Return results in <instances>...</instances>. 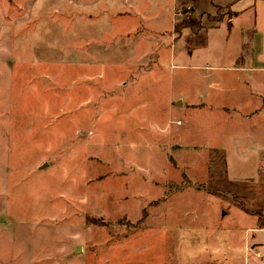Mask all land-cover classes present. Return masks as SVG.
<instances>
[{
    "label": "rangeland",
    "instance_id": "374dc122",
    "mask_svg": "<svg viewBox=\"0 0 264 264\" xmlns=\"http://www.w3.org/2000/svg\"><path fill=\"white\" fill-rule=\"evenodd\" d=\"M242 39L264 82V0H0V264H264Z\"/></svg>",
    "mask_w": 264,
    "mask_h": 264
},
{
    "label": "crops",
    "instance_id": "0c3cea01",
    "mask_svg": "<svg viewBox=\"0 0 264 264\" xmlns=\"http://www.w3.org/2000/svg\"><path fill=\"white\" fill-rule=\"evenodd\" d=\"M235 11V10H234ZM245 12V10H241V11H235L233 12V15L231 17H229L228 23L230 24V29H233L235 27V25L238 23L239 18H241L242 14ZM237 13V14H236ZM238 16V17H237ZM221 25V22H219L218 26L219 27ZM242 28V24H239L238 29ZM175 31V28H174ZM253 32V31H252ZM174 41V40H173ZM139 41H137L136 43L134 42L133 45H136ZM240 44H243L242 47L240 48V52H237V54L234 56V58H232L230 60V67H233L234 70L238 71V73H240L239 75H230L231 76V84L233 86H238L241 87L242 89H244V91H247L249 97L247 99H249L248 101H246V104H243L238 106V107H233L235 110V113L237 112H244L245 114H247V116L245 115L244 120H248V118L250 119L252 117V115L255 117H258L260 115L261 121H263L264 119L262 118L264 115V82H258L252 75H249L247 72H250V69L252 67L253 64V41L251 40H246L243 41V39L241 40ZM151 54H153V51H149L148 53H146L143 56H150ZM141 56V57H143ZM264 69V68H263ZM247 73V74H246ZM229 76V77H230ZM263 83V84H262ZM257 84V85H256ZM254 85V87H253ZM259 98H261L263 101L261 102L259 100ZM181 100V98L179 99ZM251 100H256L255 102L257 104L252 106V102ZM178 101V100H177ZM172 102H176V100L172 101ZM252 106V107H250ZM235 117V116H234ZM255 117V118H256ZM227 118L225 116L226 120L231 119ZM235 119H237V117H235ZM259 131L258 133L255 132L254 134V138L260 140L261 137H258L256 135H261V131L260 130H256ZM249 136L251 133L248 132L247 133ZM262 136H264V132L262 134ZM252 137V136H251ZM261 141V140H260Z\"/></svg>",
    "mask_w": 264,
    "mask_h": 264
},
{
    "label": "trees",
    "instance_id": "16d2710c",
    "mask_svg": "<svg viewBox=\"0 0 264 264\" xmlns=\"http://www.w3.org/2000/svg\"><path fill=\"white\" fill-rule=\"evenodd\" d=\"M221 20H222V18H219L218 21L220 22ZM196 24L198 25V30L204 27V26L201 25V23L196 22ZM196 24H192V23H191V26H190L191 29H192V28H195V25H196ZM217 26H218V25H215V27H217ZM178 30H179V29H178V26H176V27H175V33H176V34H177V31H178ZM195 30H196V29H195ZM194 32H197V30L194 31ZM178 33H179V31H178Z\"/></svg>",
    "mask_w": 264,
    "mask_h": 264
},
{
    "label": "water",
    "instance_id": "95a60500",
    "mask_svg": "<svg viewBox=\"0 0 264 264\" xmlns=\"http://www.w3.org/2000/svg\"><path fill=\"white\" fill-rule=\"evenodd\" d=\"M181 103H182L181 100H178V101L175 102L176 105H181ZM80 250H81V247L79 246V247L77 248V252H79Z\"/></svg>",
    "mask_w": 264,
    "mask_h": 264
}]
</instances>
